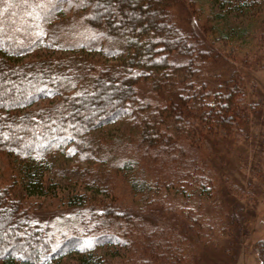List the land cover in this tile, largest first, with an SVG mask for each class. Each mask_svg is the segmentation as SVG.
I'll return each mask as SVG.
<instances>
[{
	"label": "trees",
	"instance_id": "trees-1",
	"mask_svg": "<svg viewBox=\"0 0 264 264\" xmlns=\"http://www.w3.org/2000/svg\"><path fill=\"white\" fill-rule=\"evenodd\" d=\"M262 58L264 0H0V154L22 165L0 186V264H192L262 111L238 66ZM56 152L67 193L38 172Z\"/></svg>",
	"mask_w": 264,
	"mask_h": 264
},
{
	"label": "rangeland",
	"instance_id": "rangeland-1",
	"mask_svg": "<svg viewBox=\"0 0 264 264\" xmlns=\"http://www.w3.org/2000/svg\"><path fill=\"white\" fill-rule=\"evenodd\" d=\"M246 17V14L236 11L229 13L222 22L231 27L236 24H245ZM46 52L45 49L38 50L36 56H42ZM89 56L99 57L96 53ZM257 61L247 67L243 64L238 67L243 69L249 77V82L245 84L247 99L261 102L262 111L259 117L254 116L253 113L250 114L252 121L249 133L253 139L251 142L242 140L234 142L228 162L223 163L221 168V179L223 178L224 182L220 190L213 198L204 201L202 233L205 234L207 243L203 247L201 256L198 259L195 258L192 264H264L261 255L256 253L258 247H261V242H264V59ZM250 81L255 84V91H251ZM127 129L126 122L115 121L101 127L95 133L113 136ZM74 163V156L66 157L56 152L50 155L46 162L40 163L41 168L38 172L47 174V178L59 191L67 193L73 190V185L59 176L57 171ZM80 164L93 166V162ZM21 166L14 159H9L8 162V159L0 154V186L9 180L11 173L19 177ZM230 184L237 185L239 190H244V193H231L228 188ZM115 191L122 200L124 195L127 200V188L122 180L116 181ZM232 214H235L237 222L232 221ZM99 252L109 254L107 249H101ZM67 264L72 263L68 260Z\"/></svg>",
	"mask_w": 264,
	"mask_h": 264
}]
</instances>
